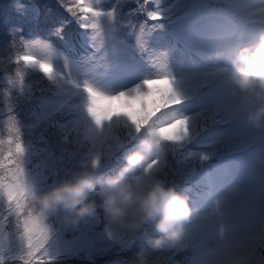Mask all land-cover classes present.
<instances>
[{
	"label": "snow or ice",
	"instance_id": "6c2138e0",
	"mask_svg": "<svg viewBox=\"0 0 264 264\" xmlns=\"http://www.w3.org/2000/svg\"><path fill=\"white\" fill-rule=\"evenodd\" d=\"M56 2L70 20L53 23L46 36L20 35L19 47L12 43L7 49L0 48V66L5 63V50L9 52L7 63L15 65L14 72L0 76V104L7 106L6 120L0 106V128L6 124L8 133L6 138L0 134V264H59L72 250L70 245L128 249L141 240L114 231L102 214L72 229L59 216L39 212L33 197L79 164L95 161L106 165L108 157L140 148V138L145 135L155 140L150 167L162 165L166 180L169 153L187 156L203 166L214 158L249 152L259 144L258 165L249 166V186H230L222 195L210 190L206 197L214 199L212 213L189 225L188 236L175 249H190V264H264V258L257 260L253 246L258 241L264 250V132L247 127L233 113L225 78L228 57L223 64H214L209 58L213 48L222 47L230 54L264 31V0H134L137 8L128 13L122 8L127 0ZM221 3L226 7H214ZM17 5L19 12L39 16L38 9H28L20 0ZM218 12L235 23L217 22L213 17ZM136 13L147 19L134 22ZM192 17L208 21L201 31L202 42L195 48L208 66L178 75L170 68L167 53L149 46V37L167 24ZM69 23L82 30L84 44L91 48V54L80 60L64 54L52 39L62 41ZM12 32L18 35L21 30L17 27ZM120 32L134 38L133 46L150 70L133 86L112 91L105 81L111 66L107 47L111 43L116 51ZM101 68L103 73L98 71ZM32 76L37 77L35 84H46L41 91L51 92V114L65 109L71 114L72 119L59 126V134L64 143L78 149L68 154L67 163L62 161L61 167L45 172L33 169L34 145L25 138V125L14 113L18 100L32 98ZM225 179L221 176L218 187H223ZM177 189L180 191L179 186ZM237 190L247 193L239 231L228 223L235 211L231 194ZM101 223L102 232L98 231ZM82 228L89 234L81 236ZM68 232L74 233L73 241L66 240ZM144 251L138 254L141 264H145Z\"/></svg>",
	"mask_w": 264,
	"mask_h": 264
},
{
	"label": "trees",
	"instance_id": "16d2710c",
	"mask_svg": "<svg viewBox=\"0 0 264 264\" xmlns=\"http://www.w3.org/2000/svg\"><path fill=\"white\" fill-rule=\"evenodd\" d=\"M172 0H169L171 3ZM20 3L28 9H38L39 16L32 17L29 14H24L17 10V0H0V22H6V19L13 17L14 11L22 14L27 18L26 21L15 22L11 19L10 26L12 28H19L21 33L18 34L25 38L34 34L40 36L48 35L50 26L53 23L63 22L70 20L66 12L59 7L56 0H20ZM149 7V5H148ZM214 7H226L225 4H214ZM123 12L128 13L130 10L137 8L134 0H127L122 4ZM136 23H142L147 17L142 13H136L132 17ZM214 20L223 24H234L224 12L216 13ZM149 23H152L149 21ZM208 21L200 17L187 18L185 20L176 21L175 23L167 24L165 29L158 30L151 34L149 37V46L158 51L167 53L170 68L178 75L206 68L208 61L198 53L190 51L179 38V35L185 34L191 38L197 45L202 42L201 31ZM28 28V29H27ZM81 31L75 23H69L64 28V39L61 41L53 37V41L57 47L66 55L74 60H80L91 54V48L84 45ZM124 41L125 43H121ZM116 51H113L112 44L109 43L107 47L108 59L111 66L105 74V81L112 91H119L133 84L139 82L143 75L148 72L149 65L143 56L134 48V39H131L126 32L117 34L115 40ZM19 46V43L18 45ZM4 54V65L0 66V76H7L9 72H14L15 65L7 63V56ZM101 73L104 69H98ZM32 82L35 84L36 76L31 77ZM46 88L45 83L35 84L31 99H20L15 103L14 113L17 115L25 125V138L30 140L34 145V155L32 160V167L36 171L45 172L53 168L61 167V162L67 163L68 154L77 151L78 149L71 143H64L59 134V126L67 124L71 119V114L65 109L55 114L52 113V107L49 106V101L53 100L50 91H41L40 89ZM4 119L7 118V106L4 104ZM38 112H34V110ZM32 126V127H29ZM3 137L6 138L7 125L4 124L2 128ZM73 135H75L73 133ZM123 135V133H121ZM193 150H199L194 147ZM240 156L238 163L231 165L230 172L223 169H218L212 172V185L213 187L205 186L202 184V172L208 163L225 161L223 157L214 158L210 162L201 166L197 161L181 156L179 154H167V178L168 181L179 186L182 194H187L190 198V204L197 206L201 210L202 216H208L212 213L214 208V199H208L206 194L212 190L214 195H222L228 191V187H235L239 182L235 180L237 172L247 174V164H258L259 154L258 151L250 156ZM47 158L46 167L39 170L37 164L40 157ZM123 153H117L112 157L104 167L101 169V174L107 175L114 173L123 163ZM224 171V172H222ZM221 176L226 179L223 187H218ZM239 191L237 190V194ZM239 197V196H238ZM240 200V197H239ZM234 205L236 214V221L231 220L228 222L234 230L239 231V225L243 220V202ZM104 224L98 225V231H103ZM218 232V227L214 229V233ZM87 229H81V236L88 235ZM95 236V233H92ZM80 238L79 236L77 237ZM66 240L73 241L74 233H66ZM253 246L257 249V260L264 258V250L259 246V242H255ZM74 249L64 256L59 264H141V258L138 256L141 250L143 253V261L145 264H190L191 250L190 249H170V250H151L147 241L144 239L137 240L130 248L122 249L119 245L106 247L103 244H98L92 248Z\"/></svg>",
	"mask_w": 264,
	"mask_h": 264
},
{
	"label": "clouds",
	"instance_id": "9594fccd",
	"mask_svg": "<svg viewBox=\"0 0 264 264\" xmlns=\"http://www.w3.org/2000/svg\"><path fill=\"white\" fill-rule=\"evenodd\" d=\"M226 57L234 115L247 127L264 132V31L230 54L222 47L209 52L214 64H223ZM140 144L123 154L124 163L112 174H101L105 165L95 161L72 168L66 177L34 194L36 209L45 216H59L72 229L102 214L114 231L146 240L151 250L177 248L201 210L165 179L162 165L150 167L154 137L145 135Z\"/></svg>",
	"mask_w": 264,
	"mask_h": 264
},
{
	"label": "rangeland",
	"instance_id": "374dc122",
	"mask_svg": "<svg viewBox=\"0 0 264 264\" xmlns=\"http://www.w3.org/2000/svg\"><path fill=\"white\" fill-rule=\"evenodd\" d=\"M11 19L17 23L27 20V18L25 16H23L22 14H19L17 11H14L13 17L6 19V22H4V23L0 22V48H3V49H7L12 43H16L18 45V42H19L18 35H14L12 32L13 28L10 26ZM17 47H19V46H17ZM13 51H15V49H13ZM4 54H9V52L7 50H5L3 52V56H4ZM2 101H3V98L0 97V102H2ZM3 105L4 104H0V106H3ZM34 112H38V111L35 109ZM0 134L3 135V130H1V129H0ZM255 151L256 152L258 151V154H259L258 156L260 157L261 153H260V148H259L258 143L254 149L250 150L249 152L243 153L241 156H250V155L254 154ZM238 156H240V154L225 155V156H223V159L225 160L223 162L215 161V162L208 163L206 168L203 170L202 177H201V179H203L202 184L205 186L204 188H207L206 187V185H207L206 181L207 180H210L209 182H211V184H212V180L210 179V177H213L212 172L217 171L218 169H223L226 172L227 171L230 172L231 165H235V162L238 163V161H239V158H237ZM46 161H47L46 157H44V156L40 157V160L37 164L39 170H42L46 167V165H47ZM256 165H258V164H256ZM249 166H250V163L247 164V168H246L247 172L249 170ZM222 172H224V171H222ZM247 175H248V173L247 174H241V173L237 172L234 176L236 177L235 178L236 182H239L240 184L236 185L235 187H237L238 189H240L242 187H248L249 185L247 182ZM212 188L213 187H210V189H212ZM238 191H239L238 194H237V191H235L231 194L232 198H233L234 205L239 203V201L241 202L242 200L247 199V193L245 191H243V190H238ZM238 196L240 197V200H239ZM231 218H232V221L235 222L236 221V214L233 213ZM70 248L72 250L69 252H72V251H74V249H77L73 245H70ZM80 250H82V249L80 248Z\"/></svg>",
	"mask_w": 264,
	"mask_h": 264
}]
</instances>
